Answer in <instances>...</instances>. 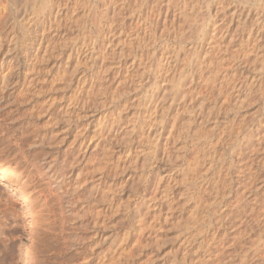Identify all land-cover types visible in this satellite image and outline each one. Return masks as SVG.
Listing matches in <instances>:
<instances>
[{"label":"rangeland","instance_id":"374dc122","mask_svg":"<svg viewBox=\"0 0 264 264\" xmlns=\"http://www.w3.org/2000/svg\"><path fill=\"white\" fill-rule=\"evenodd\" d=\"M182 1L0 0V264H264V0Z\"/></svg>","mask_w":264,"mask_h":264},{"label":"bare ground","instance_id":"6f19581e","mask_svg":"<svg viewBox=\"0 0 264 264\" xmlns=\"http://www.w3.org/2000/svg\"><path fill=\"white\" fill-rule=\"evenodd\" d=\"M36 1V0H35ZM45 1V0H44ZM65 1H67V0H65ZM91 1V0H90ZM97 1H99V0H97ZM104 1V0H103ZM108 1V0H107ZM142 1V0H141ZM184 1V0H183ZM182 1V2H183ZM43 2V1H42ZM46 2H47V4H48V2H49V0H46ZM100 2H101V0H100ZM175 2V1H174ZM43 3H45V2H43ZM90 3V2H89ZM125 3H126V1H125ZM157 3V2H156ZM108 4V3H107ZM112 4V3H111ZM136 4V3H135ZM207 4V3H206ZM62 5H64V4H62ZM121 5V4H120ZM126 5V4H125ZM145 5H147L146 3H145ZM152 5V4H151ZM173 5H175V3L173 4ZM208 5V4H207ZM126 6H128V3H127V5ZM150 6V5H149ZM130 7V6H129ZM141 7V6H140ZM220 7H221V4H220ZM124 8V7H123ZM128 8V7H127ZM132 8V7H131ZM130 8V9H131ZM150 8V7H149ZM155 8V7H154ZM195 8H197V7H195ZM107 9V8H106ZM221 10H222V8H221ZM123 11V10H122ZM137 11V10H136ZM183 11V10H182ZM193 11H196L195 9H193ZM138 12V11H137ZM190 12V11H189ZM92 13V12H91ZM98 13H100V12H98ZM134 13H135V11H134ZM186 13V12H185ZM102 14V13H101ZM117 14V13H116ZM145 14V13H144ZM188 14V13H187ZM195 14V13H194ZM92 15V14H91ZM99 15V14H98ZM115 15V14H114ZM146 15V14H145ZM192 15V14H191ZM196 15V14H195ZM210 15V14H209ZM45 16V15H44ZM87 16V15H86ZM183 16H186V14H184ZM189 16V15H188ZM187 16V17H188ZM245 16V15H244ZM105 17V16H104ZM112 17V16H111ZM143 17H144V15H143ZM186 17V18H187ZM108 18V17H107ZM204 18V17H203ZM230 18V17H229ZM93 19V18H92ZM201 20V19H200ZM208 20V19H207ZM211 20V19H210ZM236 20V19H235ZM239 20H240V18H239ZM94 21V20H93ZM96 22V21H95ZM200 22V21H199ZM208 22V21H207ZM60 24V23H59ZM86 24V23H85ZM142 24H144V23H142ZM57 25V24H56ZM149 25V24H148ZM208 25V24H207ZM210 26H211V24H209ZM201 26V25H200ZM57 27V26H56ZM59 27V26H58ZM88 27V26H87ZM137 27V26H136ZM148 27V26H147ZM218 28V27H217ZM259 28V27H258ZM44 29V28H43ZM137 29V28H136ZM223 29H225V27L223 28ZM144 30V29H143ZM205 30V29H204ZM217 31H219L218 29H216ZM228 30V29H227ZM259 30V29H258ZM199 31H201V30H199ZM212 31H213V29H212ZM216 31V32H217ZM238 31H239V29H238ZM241 31V30H240ZM225 32H227V31H225ZM235 32V31H234ZM254 32V31H253ZM137 33V32H136ZM214 33V32H213ZM219 33H220V31H219ZM222 33V32H221ZM28 34V33H27ZM227 34V33H226ZM83 35V34H82ZM223 35V34H222ZM234 35V34H233ZM84 36V35H83ZM82 36V37H83ZM138 36V35H137ZM144 36V35H143ZM142 36V37H143ZM182 36V35H181ZM224 36V35H223ZM249 36H250V34H249ZM248 36V37H249ZM41 37V36H40ZM232 37V36H231ZM236 37V36H235ZM248 37H246V38H248ZM251 37V36H250ZM33 38V37H32ZM32 38H30L31 39V41H30V43L31 44H34L35 46H36V44H35V39H32ZM80 38V37H79ZM135 38V37H134ZM140 37H138V39H139ZM198 38V37H197ZM211 38V37H210ZM214 38V37H213ZM218 38V37H217ZM227 38V37H226ZM41 39V38H40ZM44 39V38H43ZM77 39V38H76ZM137 39V38H136ZM141 39V38H140ZM79 40V39H78ZM82 40V39H81ZM135 40V39H134ZM182 40H184V39H182ZM216 40V39H215ZM231 40V39H230ZM33 41V42H32ZM138 41V40H137ZM136 41V44L138 43ZM213 41V40H212ZM247 41V40H246ZM40 42H41V40H40ZM85 42V41H84ZM133 42V41H132ZM141 42H142V40H141ZM230 42V41H229ZM70 43V42H69ZM86 43V42H85ZM84 43V44H85ZM145 43V42H144ZM72 44V43H71ZM38 45V44H37ZM55 45V44H54ZM79 45V44H78ZM139 45V44H138ZM138 45H136V46H138ZM141 46V45H140ZM78 47V46H77ZM82 47V46H81ZM85 47H86V45H85ZM55 48V47H54ZM178 50V49H177ZM31 51V50H30ZM35 51H38V49H36L35 48ZM75 51H77L78 53H79V51H78V49L77 50H75ZM82 51V50H81ZM74 52V51H73ZM178 52V51H177ZM78 53H77V55H78ZM29 54V53H28ZM74 54H75V52H74ZM165 54V53H164ZM174 54V53H173ZM178 54V53H177ZM176 53H175V57H176V55H177ZM38 54H33V59H34V61L36 60V58H38ZM71 57H73V56H71ZM177 58V57H176ZM9 61V60H8ZM27 61V60H26ZM185 61H187V60H185ZM5 62V61H4ZM7 62V61H6ZM189 62V61H188ZM7 64V63H6ZM192 64V63H191ZM190 64V65H191ZM2 65V64H1ZM0 65V66H1ZM32 65V64H31ZM168 65V64H167ZM186 65V64H185ZM192 66V65H191ZM193 68V67H192ZM175 73V72H174ZM181 73V72H180ZM182 75H184L183 73H182ZM181 77H183V76H181ZM211 79V78H210ZM191 92V91H190ZM0 171H1V173L2 174H6V173H8L9 171H10V169H8V167H6V166H0ZM21 191V190H20ZM24 193H23V191H22V193L20 194V195H23ZM77 197V196H76ZM21 198L23 199V198H25L24 196H21ZM60 199H58V201H59ZM68 200V199H67ZM66 200V201H67ZM25 202H26V200H24ZM60 202V201H59ZM74 204V203H73ZM26 205H28L27 203H26ZM67 206H69V208L72 206V203H70V202H67V204H66ZM86 208V207H85ZM86 211V210H85ZM70 212V211H69ZM69 212H65L64 214H63V217H60L61 218V222H62V228H63V230H66V227H67V229H69V228H71V229H73L72 231H74V233H75V238H69L70 240H72L73 242H76V244L74 245H71L70 246V248L72 249V250H74V251H77V254L76 255H78L79 257L81 256V255H83L82 254V252L85 250H83V251H81V249H82V247H86V212L83 214V215H81L80 216V220L76 223V224H74V223H72V222H70L71 220H73L72 219V217L70 216V215H68V216H66L65 214L66 213H69ZM62 216V215H61ZM69 222H70V224H69ZM69 224V225H68ZM75 225V226H74ZM69 226H71V227H69ZM74 226V227H73ZM71 231V230H70ZM62 232H64V231H62ZM66 232V231H65ZM66 233H68V232H66ZM65 234V233H64ZM74 234H72V236H73ZM69 236V235H68ZM70 237V236H69ZM74 237V236H73ZM79 237H81V238H79ZM77 238V239H76ZM65 239H68V238H65ZM68 241V240H67ZM72 241H71V243H72ZM65 242V241H64ZM68 243V242H67ZM64 244V243H63ZM68 249V248H67ZM66 249V250H67ZM123 250V249H122ZM78 251H81V253H78ZM126 251H127V253H128V250L126 249ZM129 252H131L132 253V251L130 250ZM123 252H120V254H122ZM125 253H123V255H124ZM122 255V256H123ZM126 255V254H125ZM85 256V255H84ZM133 256V255H132ZM29 257H30V255H29ZM72 257V256H71ZM73 257H75V256H73ZM128 257H130V254H127V256L125 257V258H127L128 259ZM117 258H120L118 255H117ZM30 259V261L32 260L33 261V259L30 257L29 258ZM115 259H116V257H115ZM123 259V258H122ZM82 260V264H86V257H84V258H82V259H80V261ZM126 260V259H125ZM130 260V259H129ZM31 261V262H32ZM116 261H117V259H116ZM116 261H112V264H113V262H116ZM131 261V260H130ZM97 262H99V261H97ZM107 262V261H106ZM123 262V261H122ZM122 262H120V264L122 263ZM80 263V262H79ZM103 263V262H102ZM101 263V264H102ZM117 263H118V261H117ZM126 263V262H125ZM34 264V263H33ZM78 264V263H77ZM106 264H108V263H106ZM116 264V263H115ZM128 264H130V263H128Z\"/></svg>","mask_w":264,"mask_h":264}]
</instances>
